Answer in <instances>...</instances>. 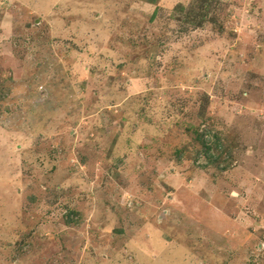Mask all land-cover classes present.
<instances>
[{"label": "rangeland", "instance_id": "374dc122", "mask_svg": "<svg viewBox=\"0 0 264 264\" xmlns=\"http://www.w3.org/2000/svg\"><path fill=\"white\" fill-rule=\"evenodd\" d=\"M0 264H264V0H0Z\"/></svg>", "mask_w": 264, "mask_h": 264}, {"label": "trees", "instance_id": "16d2710c", "mask_svg": "<svg viewBox=\"0 0 264 264\" xmlns=\"http://www.w3.org/2000/svg\"><path fill=\"white\" fill-rule=\"evenodd\" d=\"M150 3L155 4L157 0H149Z\"/></svg>", "mask_w": 264, "mask_h": 264}]
</instances>
